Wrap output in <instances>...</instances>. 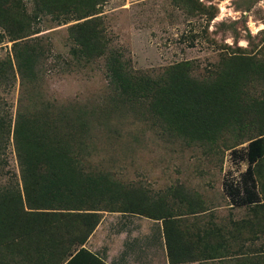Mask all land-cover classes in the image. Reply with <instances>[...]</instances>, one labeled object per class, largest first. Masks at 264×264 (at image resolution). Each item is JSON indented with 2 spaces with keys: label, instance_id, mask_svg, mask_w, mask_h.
Instances as JSON below:
<instances>
[{
  "label": "trees",
  "instance_id": "16d2710c",
  "mask_svg": "<svg viewBox=\"0 0 264 264\" xmlns=\"http://www.w3.org/2000/svg\"><path fill=\"white\" fill-rule=\"evenodd\" d=\"M108 1L0 0V30L12 47L0 59V89L16 73L25 87L15 115L0 99V264H106L85 246L105 212L162 221L171 264H264V30L253 35L246 17L262 0L233 1L242 17L218 24L233 44L205 30L219 60L199 73L189 59L157 73L134 68L132 58L112 45L103 14ZM171 2L208 25L219 13L213 0ZM44 18L67 25L70 68L104 61L112 92L102 112L132 113L159 127L162 138L215 155L231 150L246 161L239 180L223 181L231 204L247 209L245 215L214 223L202 217L207 207L201 194L183 183L152 193L96 164L103 140L96 130L109 118L102 122L97 108L45 98L41 82L54 52L38 35ZM190 34L188 46L194 47L200 33ZM242 38L248 46L238 44ZM11 144L19 177L7 169Z\"/></svg>",
  "mask_w": 264,
  "mask_h": 264
},
{
  "label": "rangeland",
  "instance_id": "374dc122",
  "mask_svg": "<svg viewBox=\"0 0 264 264\" xmlns=\"http://www.w3.org/2000/svg\"><path fill=\"white\" fill-rule=\"evenodd\" d=\"M233 1L213 0L219 13L210 25L203 18L184 16L171 0H109L103 7V14L112 45L132 58L134 68L157 73L174 62L189 59L199 65L196 69L199 73L219 60L216 46L204 37L206 29L207 36L219 42H235L230 32L223 33L218 29L220 22L242 17ZM261 9L263 12H258ZM246 14L253 35L264 30V0ZM66 26L57 25L49 18L42 22L43 30L38 35L52 43L54 53L47 62L41 89L45 98L56 104H71L88 110L97 108L102 112L112 92L104 61L100 59L87 67L70 68ZM192 32L200 33L194 47L188 46ZM2 34L0 30V59L6 58L12 48L11 42ZM238 44L248 46V41L242 38ZM24 89L18 73L16 79L13 77L9 85L0 89V99L14 115L24 97ZM111 111L101 113L105 118L102 122L109 120L96 130L99 140L103 139L101 144L99 142V151L93 155L96 164L104 163L124 181L147 186L152 193L183 183L190 191L201 194L207 207L202 217L214 223L245 215L247 209L231 204L224 193L223 181L224 178L239 180L247 168L246 161L234 158L231 150L221 149L215 155L198 146L184 145L172 137L162 138L160 128L150 122L137 119L132 113L125 115ZM8 152L7 169L19 177L14 145H10ZM200 222L204 226V221Z\"/></svg>",
  "mask_w": 264,
  "mask_h": 264
},
{
  "label": "crops",
  "instance_id": "0c3cea01",
  "mask_svg": "<svg viewBox=\"0 0 264 264\" xmlns=\"http://www.w3.org/2000/svg\"><path fill=\"white\" fill-rule=\"evenodd\" d=\"M163 227L138 214L106 213L85 246L106 264H171Z\"/></svg>",
  "mask_w": 264,
  "mask_h": 264
}]
</instances>
